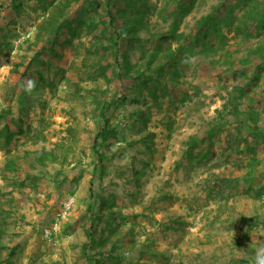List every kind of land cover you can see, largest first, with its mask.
Masks as SVG:
<instances>
[{"label": "rangeland", "instance_id": "obj_1", "mask_svg": "<svg viewBox=\"0 0 264 264\" xmlns=\"http://www.w3.org/2000/svg\"><path fill=\"white\" fill-rule=\"evenodd\" d=\"M221 1L0 0V264H254L264 62L237 28L204 51Z\"/></svg>", "mask_w": 264, "mask_h": 264}, {"label": "trees", "instance_id": "obj_2", "mask_svg": "<svg viewBox=\"0 0 264 264\" xmlns=\"http://www.w3.org/2000/svg\"><path fill=\"white\" fill-rule=\"evenodd\" d=\"M113 0H106V6L108 7V15L110 17V20L113 24L115 21V15L111 9V4ZM121 0H118V3ZM133 1L135 4L138 3V0H130ZM226 0H222L218 3L217 6L212 7L211 13L208 16H205L201 20V27L204 28V36L202 39V48L207 53L212 52L213 49L211 48V45L213 43H216V41L220 42V44H223L225 42V36L224 30L225 28H228V32H231L232 28L242 29L241 32H246V35L244 36L243 40L247 43H250L252 39H256L257 43L249 47V52L252 55H255L257 59L264 62V0H234L233 2L225 4ZM134 4V5H135ZM222 9H225V12H222L220 14V11ZM239 11L240 13H243V17L246 20L245 25L242 23L237 25L238 17L235 14V11ZM185 13H188L190 11L189 9L184 10ZM220 14V15H219ZM214 15H217L212 19ZM55 24V23H54ZM80 26V23H77ZM56 26L53 28L54 30L50 33H54L56 31H61L64 27H70L71 33L70 35L73 36L75 32V28H72L71 25H69L67 22L55 24ZM52 29V28H51ZM174 32H176L174 30ZM224 40V41H223ZM71 43V38L68 39L67 43ZM184 48H180L179 54L181 57L187 53ZM186 56H183L182 58L185 59ZM252 58V57H251ZM35 59H33L34 61ZM33 61L29 64L28 68L32 65ZM249 62V60L247 61ZM246 62V63H247ZM243 64V63H242ZM159 69V68H158ZM159 72L162 73L163 70L160 68ZM177 74V73H176ZM144 76V75H143ZM25 77V75L23 76ZM23 77L21 78V83H23ZM142 77V74L140 75ZM238 90H242L241 87L237 88ZM121 101H125L126 97L122 96ZM231 102V101H229ZM241 106L240 102L237 101V104L232 105V115L233 119H238L243 122H249L250 124H256L258 121L257 115L254 112L249 113H243L239 110V107ZM225 109L229 108V103L225 104ZM109 109V106L107 105L101 112V126L99 128V131L95 137L94 141V148H97L98 140L102 137H105L109 130V124L110 120L107 118V111ZM220 127V124L214 125L213 128L209 131L208 135L206 136V139L203 142H206L207 146H212L214 134L216 130H218ZM258 131V130H255ZM10 138H8L9 140ZM195 150V146L191 145L188 150H186L188 157L198 156V158L204 159L206 156L203 155V152L199 151L193 154ZM245 193L249 196L253 197L254 199L258 200L264 196V185H261L258 188L248 187L245 190ZM255 195H252V194ZM95 207L94 203L90 205L89 211L91 216V230L95 229V225L98 221L97 214L95 213V210L93 208ZM99 264V262H97Z\"/></svg>", "mask_w": 264, "mask_h": 264}, {"label": "clouds", "instance_id": "obj_3", "mask_svg": "<svg viewBox=\"0 0 264 264\" xmlns=\"http://www.w3.org/2000/svg\"><path fill=\"white\" fill-rule=\"evenodd\" d=\"M36 84L37 82L35 80L29 79L24 86L25 91L31 93L35 90ZM254 264H264V247L258 248L256 250Z\"/></svg>", "mask_w": 264, "mask_h": 264}]
</instances>
